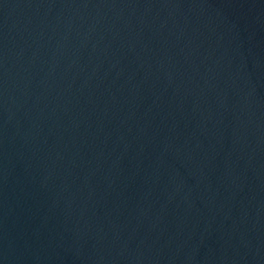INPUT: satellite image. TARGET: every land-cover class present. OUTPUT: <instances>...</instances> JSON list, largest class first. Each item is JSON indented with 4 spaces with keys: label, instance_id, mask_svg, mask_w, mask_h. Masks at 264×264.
I'll return each instance as SVG.
<instances>
[{
    "label": "water",
    "instance_id": "water-1",
    "mask_svg": "<svg viewBox=\"0 0 264 264\" xmlns=\"http://www.w3.org/2000/svg\"><path fill=\"white\" fill-rule=\"evenodd\" d=\"M0 264H264V0H0Z\"/></svg>",
    "mask_w": 264,
    "mask_h": 264
}]
</instances>
